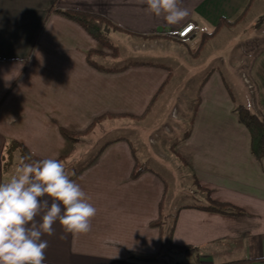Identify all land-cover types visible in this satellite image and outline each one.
Listing matches in <instances>:
<instances>
[{
  "label": "crops",
  "instance_id": "obj_1",
  "mask_svg": "<svg viewBox=\"0 0 264 264\" xmlns=\"http://www.w3.org/2000/svg\"><path fill=\"white\" fill-rule=\"evenodd\" d=\"M247 2L182 0L189 15L167 26L144 12L140 0H0V182L19 165L14 145L20 143L35 157L61 159L97 209L86 234L65 235L53 225L54 234L42 237L48 241L43 264H144L128 259L134 252L157 253L159 262L150 264H264V159L253 157L249 132L235 110L243 106L264 119V47L248 68L254 94L243 105L231 99L215 66L190 97L182 84L173 92L177 72L193 79L190 73L203 66L218 35L195 59L188 49L195 50L220 18H236ZM58 11L99 15L119 27L123 32L106 33L116 54ZM255 15L256 25L264 16V0H255L243 21ZM188 24L195 32L187 40L165 35ZM224 30L232 28L219 33ZM91 50L102 52L92 60L113 70L92 67ZM173 93L175 102L182 98L186 104L170 103ZM166 103L172 104L176 136L166 146L159 136V142L148 138L149 151L137 147L143 138L136 132ZM62 129L77 140H66ZM169 166L188 184L185 203L171 205L176 198L168 193ZM196 185L243 214L202 208L205 194ZM160 203L161 230L150 226L159 218ZM166 218L174 244L196 249V256L168 250Z\"/></svg>",
  "mask_w": 264,
  "mask_h": 264
},
{
  "label": "clouds",
  "instance_id": "obj_2",
  "mask_svg": "<svg viewBox=\"0 0 264 264\" xmlns=\"http://www.w3.org/2000/svg\"><path fill=\"white\" fill-rule=\"evenodd\" d=\"M140 2L146 5L144 12L162 18L167 26L189 15L182 0ZM74 175L58 159L24 157L10 178L0 182V264H43L48 241L42 237L52 236L56 223L65 235L91 230L97 209L70 178Z\"/></svg>",
  "mask_w": 264,
  "mask_h": 264
},
{
  "label": "rangeland",
  "instance_id": "obj_3",
  "mask_svg": "<svg viewBox=\"0 0 264 264\" xmlns=\"http://www.w3.org/2000/svg\"><path fill=\"white\" fill-rule=\"evenodd\" d=\"M258 8L260 7L257 6V8H255V12H258ZM256 20L257 15L251 16L249 19L238 24L234 29L232 28V30H224V32L222 31L219 33L215 38L211 48H209L205 54L207 57L203 63V66L198 67L197 70H193V73H190L193 79H186V76L188 75L186 72H177L173 92L180 90V85L182 84V88H184L182 92L184 95H188V97H190V94L197 90L199 84L206 77L207 74L204 73L208 72L210 67L215 66L216 70L220 71L224 77L226 85L229 87L236 104L243 105L246 101H248L250 98L248 94H254V87L250 80H248V68L253 58L264 47V24L261 25L264 21L255 25ZM108 38L110 39L111 37ZM111 41L113 42L114 46L118 47L119 49H125L118 40L114 41V39L111 38ZM190 48L193 49V47ZM166 50L167 49H157L159 53H166ZM137 55L138 54H135V56ZM112 65L119 66L121 63H113ZM184 81L186 82L185 84L183 83ZM187 84L189 85L187 86ZM179 94L180 92L178 91V95ZM170 99V103L175 102L174 93ZM175 103L178 104V106L183 105V103L186 104L182 98H178ZM171 106L172 104L168 105L166 103L161 109V112L159 110L158 115H154L150 121L152 126L154 124V128H151L152 126L150 127V124L147 123L146 126L136 132V135L139 137V139L143 138V141L137 143V147H139L140 144L144 147V149L149 151V149L152 148L147 142L148 138H154L159 142V138H157V136H159L164 140L163 144L165 143L166 146L167 140L170 138L173 139L176 136L174 132L171 133V130H173V121L169 116ZM145 127L147 130H144ZM181 132L178 133L177 136H180ZM164 152L166 155V147ZM158 162L159 161L157 159L152 161L153 164ZM172 169L173 168L169 166L167 170L169 172H167L166 176L168 193L172 196V199H174V197L176 198L171 204L173 206L175 204L185 203L186 199L184 196L189 195V191L187 190L188 184L186 183L185 179H183L181 175H178L179 172H177L176 169ZM157 170L164 175V173H162L163 170L158 168ZM164 223L165 228L167 229V234L170 228L169 218L164 219Z\"/></svg>",
  "mask_w": 264,
  "mask_h": 264
},
{
  "label": "trees",
  "instance_id": "obj_4",
  "mask_svg": "<svg viewBox=\"0 0 264 264\" xmlns=\"http://www.w3.org/2000/svg\"><path fill=\"white\" fill-rule=\"evenodd\" d=\"M254 1L255 0H248L242 12L232 21H228L224 18H220L218 21V24L209 33H205L201 37L200 43L195 50H192L190 48L188 49V53L190 54V56L194 59L197 58L199 54L202 52L207 42L215 38L223 28L231 29V28L236 27L238 24H240L247 16ZM58 13L62 14L64 17L68 18L69 20L77 23L79 26H81L86 31V33L89 36H91L99 44H101L102 46L106 48H110L112 50H114V47L111 46V44L109 43L106 37L107 31L113 30L117 32H123V30H121L119 27L112 25L109 21H107L105 18L99 15L81 13V12H76V11H58ZM259 21L263 22L264 16L261 17ZM101 53L102 52H99V51H92V50L89 51L88 63L92 67L100 71L113 70V69H106L103 66L97 64L94 60H92L93 54H101ZM113 54L114 55L116 54L115 50L113 51ZM231 99L234 101V98L232 95H231ZM196 108H195L194 115L196 113ZM235 110L238 115V119L240 123L244 125L249 132L250 148H251V153L253 157L258 161L264 159V119L257 117L256 115L251 113L247 108L243 106H236ZM138 118H141V117H138ZM60 131H61L62 136L66 140L71 141V142H75L77 140L76 134L66 131L64 129ZM186 136H188V133H186ZM14 146L17 148V151L19 152V156H20L19 161H21V159L24 157H31V160L33 161L41 160V158L31 155L30 152L27 150V148L23 144L16 143ZM172 149H173V146H172ZM58 160L61 161V159H58ZM26 162H30V161H26ZM140 170L141 169L138 168L137 166L136 173L139 172ZM193 182L197 184L196 180H193ZM196 186L197 188H199L200 191H202V193L205 194V206H203L202 208L208 209L210 211L218 212V213L231 211L237 215L243 214V211L241 209L233 207L227 203H221V202L212 200L207 194L206 189L201 188L199 185H196ZM162 214H163V203H160L159 218L158 220L151 221L150 226L156 227L161 230V228H163ZM172 232H173V225L170 226L169 231L166 234L165 239H164L165 246L168 248V250L176 254H182L185 256H189L192 253H194L195 256L198 254V251L192 247L179 246V245L174 244L173 238H172ZM160 237L163 242V234L160 233ZM128 259L134 260L139 263H144V264L159 262V259L157 258V253L143 254V253L134 252V253H130V256L128 257Z\"/></svg>",
  "mask_w": 264,
  "mask_h": 264
},
{
  "label": "built area",
  "instance_id": "obj_5",
  "mask_svg": "<svg viewBox=\"0 0 264 264\" xmlns=\"http://www.w3.org/2000/svg\"><path fill=\"white\" fill-rule=\"evenodd\" d=\"M195 28L193 24H188L176 31H169L165 35L176 40H187L193 35Z\"/></svg>",
  "mask_w": 264,
  "mask_h": 264
}]
</instances>
